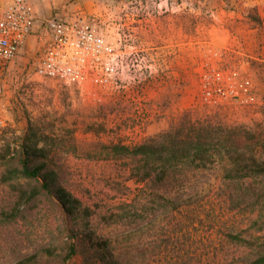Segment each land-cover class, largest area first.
Instances as JSON below:
<instances>
[{"label":"rangeland","instance_id":"rangeland-1","mask_svg":"<svg viewBox=\"0 0 264 264\" xmlns=\"http://www.w3.org/2000/svg\"><path fill=\"white\" fill-rule=\"evenodd\" d=\"M32 5L36 29L54 15L68 21L81 10L119 52L121 69L106 89L80 90L58 78L24 74L11 86L0 128V264L46 249L63 255L69 229L108 240L122 264H242L258 257L264 247L261 177L234 176L210 151L192 160L191 149V157L163 163L157 153H116L113 147L148 143L160 150L161 136L187 111L195 126L244 125L263 141L264 0ZM34 41H26L22 60L35 49ZM211 67L248 76L255 101L197 104L212 82ZM31 133L55 153L49 167L57 184L84 211L75 214V224L48 195H31L34 181L2 178L18 167L16 141ZM244 145L264 157V142Z\"/></svg>","mask_w":264,"mask_h":264},{"label":"built area","instance_id":"built-area-1","mask_svg":"<svg viewBox=\"0 0 264 264\" xmlns=\"http://www.w3.org/2000/svg\"><path fill=\"white\" fill-rule=\"evenodd\" d=\"M36 18L32 0H0V128L5 123V101L20 75L58 78L80 90L106 89L116 84L121 69L119 52L105 42L81 10L68 21L54 15L39 29ZM31 36L35 49L22 60L21 50ZM211 77L212 82L196 99L200 106L255 101L251 79L237 69L211 67Z\"/></svg>","mask_w":264,"mask_h":264},{"label":"trees","instance_id":"trees-1","mask_svg":"<svg viewBox=\"0 0 264 264\" xmlns=\"http://www.w3.org/2000/svg\"><path fill=\"white\" fill-rule=\"evenodd\" d=\"M212 123L207 122L206 127L196 125L192 122V114L187 111L170 131L166 132L159 144L161 149H153L148 143L135 145L132 149L121 145H114L116 153L131 152L134 155L151 156L159 154L164 163L167 160L183 157L189 158L190 150L194 154L192 160H201L207 156L218 154L222 161L229 167V172L236 177L255 176L264 180V157L257 155L250 145H244L252 140V143L259 145L262 141L256 133H249L244 125L235 127L218 124L212 128ZM186 129L188 132H185ZM249 138H248V137ZM235 138V139H234ZM247 141V142H246ZM16 162L18 167H10L8 174L3 173L2 178L5 182L18 176H22L36 183L32 190V196L44 193L52 198L61 210L62 215L70 224H75L76 213L84 211L80 203L57 184V173L49 167L54 154L52 151L45 150L41 140L31 135L24 136L16 141ZM243 145L246 153H238L239 146ZM210 148V149H209ZM249 150V151H248ZM241 151V150H240ZM165 154V157L162 154ZM167 156H171L166 157ZM173 156V157H172ZM191 157V156H190ZM204 164H197V168ZM88 214V213H86ZM67 242L64 247V254L54 253L51 249L40 250L34 254L25 256L14 264H122L115 256L113 249L108 244V240L97 238L94 234L79 233L69 229ZM242 264H264V247L262 252L255 259L246 261Z\"/></svg>","mask_w":264,"mask_h":264}]
</instances>
